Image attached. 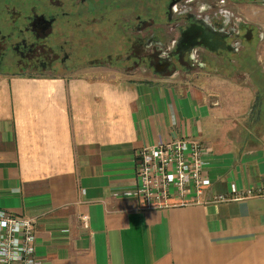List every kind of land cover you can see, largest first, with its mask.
<instances>
[{"label": "crops", "instance_id": "crops-1", "mask_svg": "<svg viewBox=\"0 0 264 264\" xmlns=\"http://www.w3.org/2000/svg\"><path fill=\"white\" fill-rule=\"evenodd\" d=\"M170 81L0 73V207L33 219L40 264H264V196L231 192L264 186V122L243 134L202 77ZM180 138L209 149L200 202L127 195L138 150Z\"/></svg>", "mask_w": 264, "mask_h": 264}, {"label": "flooded vegetation", "instance_id": "flooded-vegetation-1", "mask_svg": "<svg viewBox=\"0 0 264 264\" xmlns=\"http://www.w3.org/2000/svg\"><path fill=\"white\" fill-rule=\"evenodd\" d=\"M263 41L264 0H0L8 75L189 81L264 62Z\"/></svg>", "mask_w": 264, "mask_h": 264}, {"label": "built area", "instance_id": "built-area-1", "mask_svg": "<svg viewBox=\"0 0 264 264\" xmlns=\"http://www.w3.org/2000/svg\"><path fill=\"white\" fill-rule=\"evenodd\" d=\"M208 151L186 138L142 147L136 154V187L126 194L137 197L146 208L199 203L203 190L211 184L204 159ZM231 192L237 197L264 196V186L242 191L233 187ZM224 198L214 196V200ZM35 244L33 219L0 207V264H40Z\"/></svg>", "mask_w": 264, "mask_h": 264}, {"label": "rangeland", "instance_id": "rangeland-1", "mask_svg": "<svg viewBox=\"0 0 264 264\" xmlns=\"http://www.w3.org/2000/svg\"><path fill=\"white\" fill-rule=\"evenodd\" d=\"M258 53L264 59V41ZM227 70L224 67L219 72H203L198 76L208 90L218 94L220 108L225 111L227 121H231L229 126L235 130L240 128L243 134L253 131L254 126L264 122V62L238 64L229 74Z\"/></svg>", "mask_w": 264, "mask_h": 264}]
</instances>
